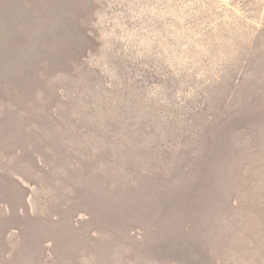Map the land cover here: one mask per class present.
Listing matches in <instances>:
<instances>
[{
  "label": "rangeland",
  "instance_id": "obj_1",
  "mask_svg": "<svg viewBox=\"0 0 264 264\" xmlns=\"http://www.w3.org/2000/svg\"><path fill=\"white\" fill-rule=\"evenodd\" d=\"M0 264H264V0H0Z\"/></svg>",
  "mask_w": 264,
  "mask_h": 264
}]
</instances>
